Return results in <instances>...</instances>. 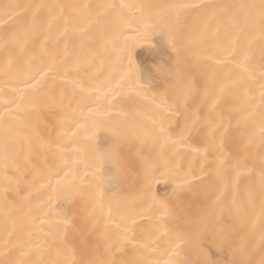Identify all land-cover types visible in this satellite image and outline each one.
<instances>
[{"label":"snow or ice","instance_id":"1","mask_svg":"<svg viewBox=\"0 0 264 264\" xmlns=\"http://www.w3.org/2000/svg\"><path fill=\"white\" fill-rule=\"evenodd\" d=\"M0 172V264H253L200 225L264 252V0L0 4Z\"/></svg>","mask_w":264,"mask_h":264},{"label":"bare ground","instance_id":"2","mask_svg":"<svg viewBox=\"0 0 264 264\" xmlns=\"http://www.w3.org/2000/svg\"><path fill=\"white\" fill-rule=\"evenodd\" d=\"M10 2V0H0V4ZM11 2H34V0H11ZM48 2H63V0H48ZM147 48V45L138 48V52H143ZM146 55V52H145ZM33 121L37 124L48 123L53 124L55 121L48 115L47 111H41L37 109L32 117ZM51 131V128L49 129ZM160 183L155 185V191L157 195L163 197L165 193H170L172 190V185L168 183V177L164 175L159 176ZM4 175L0 172V201L3 199V189H4ZM201 228L207 229L209 232L215 233L222 229H227L229 233L233 236V246L232 253L235 255L237 260L240 259H251L253 264H259L260 260L264 258V252H262L260 247L259 233H253L251 226L241 227L237 222L229 219L226 210L223 212L220 208L210 209L207 217L201 222ZM197 257H193L196 259ZM233 258V255L224 253L219 259L227 261ZM203 261L204 257L201 255L199 257Z\"/></svg>","mask_w":264,"mask_h":264}]
</instances>
